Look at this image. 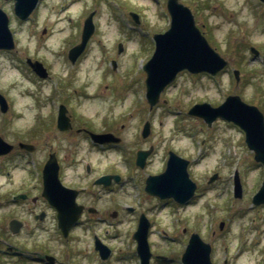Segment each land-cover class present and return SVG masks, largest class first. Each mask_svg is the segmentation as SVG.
<instances>
[{"label":"rangeland","instance_id":"374dc122","mask_svg":"<svg viewBox=\"0 0 264 264\" xmlns=\"http://www.w3.org/2000/svg\"><path fill=\"white\" fill-rule=\"evenodd\" d=\"M59 1L62 39L77 32L76 22L69 23L68 15L75 20L80 19L84 12L95 10L92 42L87 55L78 63H71L68 57L58 53L62 50V40L60 45H50L37 38L44 23H55L57 10L53 6L56 8ZM178 1L190 7L196 25L210 46L228 62L221 74L213 77L206 72L180 71L160 94L159 107L149 112L143 101V64L153 52L150 43L153 35L169 27L167 0H44L33 21L21 27L12 22L17 35L16 51L0 49V92L11 108L4 114L0 112V136L11 143H16L17 137L35 139L39 145L43 143L44 131L30 134L52 125V117L47 115L53 112L60 96H55L52 102L47 98L60 91L64 103L76 116L88 123L91 120L93 128L100 130L101 117L124 123L116 130L126 146L124 149L121 146L123 150L113 152L111 157L91 152L89 143L81 136L69 141L62 139L60 147L64 145L65 148L61 152L68 151L69 160L70 152L75 155L76 163L70 167L83 163L81 158L86 157L94 164L96 172L111 168L127 170V159L123 155L143 142L135 125L149 116L153 124V135L149 141L155 145L156 154L147 171L159 170L166 157L165 150L171 148L189 160L188 173L196 183L188 203L177 204L172 199L161 201L140 189V178L145 172L137 171V176L129 177L137 184L136 187L129 184L127 190L118 195L105 197L109 209L122 202L135 206L138 211H149L146 215L153 220L148 237L150 251L171 258L161 263L153 257L150 264H182L180 256L192 232L199 233L203 240L211 243L213 264H264V204L250 202L264 177L262 165L254 160L253 152L245 143L244 132L237 125L217 118L208 126L202 118L188 114L194 104L205 101L215 107L228 94H238L264 114V3L260 0ZM130 12L138 14V23L134 22ZM32 23L38 24L35 36L32 35ZM118 41L123 42L120 52ZM250 45L259 50L258 56L249 51ZM25 53L36 55L51 77L46 80L36 78L25 63ZM112 61L117 62L116 70L107 66ZM234 68L240 71L238 83L234 80ZM56 84L60 90L56 89ZM93 90L97 98L81 96L82 92ZM136 108L141 112H136ZM129 112L134 115L126 117ZM38 115L43 118H40L39 128L33 130ZM52 142L48 137V145ZM68 145L72 148L76 145L75 151ZM24 165L19 163L16 171L18 180L23 181L24 170L21 167ZM70 167L66 165V170ZM235 169L243 187L241 198H235L232 193ZM214 172L218 177L208 182ZM130 174L128 172V176ZM7 179L0 176V193L8 186ZM87 179V176L80 177L81 185ZM5 214L0 212V222H3ZM137 217L138 213L122 208L117 218L111 220L108 217L96 221L94 227L89 226V229L103 233L115 249L106 263H99L91 252L89 240L92 230L74 229L68 240L70 246L62 243L64 239L60 235V263L139 264L138 256H133L136 241L132 239ZM220 220L225 221V226L219 233ZM0 234L5 238L4 229L0 228ZM42 235L30 238L22 233L13 241H18L20 247H30L36 244V238L47 241V235ZM7 258L0 256V264H18Z\"/></svg>","mask_w":264,"mask_h":264},{"label":"flooded vegetation","instance_id":"af4514ba","mask_svg":"<svg viewBox=\"0 0 264 264\" xmlns=\"http://www.w3.org/2000/svg\"><path fill=\"white\" fill-rule=\"evenodd\" d=\"M14 2V0H0V8L3 9V11L8 17V25L10 28L9 30H11L14 41L15 43H17L16 29L13 27L12 22L15 21L19 25V27H21L26 23H30L31 20L33 21L35 17L40 13V7L42 6L44 0H39L35 8L32 9L31 13L25 19H21L15 14ZM59 6L60 1L56 8L55 6H53V9L57 10V19L55 20V23H44L42 28L40 29V32H37V38H39V40H43L46 43H50V45L55 43L57 45H60V40H62V50H59L58 53L68 57V52L70 48L80 43L81 41V23L80 21L77 23L78 32H76V34H72L68 38H60V30L63 31V29H60ZM67 20L69 21V23L76 22L70 15L67 16ZM31 25L33 29L32 35L35 36L36 30L38 29V24L32 23ZM92 38V35L87 38L84 47L81 50V53L78 55L75 63H78L83 58V56L87 55L90 43L92 42ZM16 49H14V51H16ZM24 55L25 57L30 56L33 59H37L36 55L33 56L31 54L28 55L26 53ZM111 67L116 70L117 64ZM31 72L35 75L36 78H39L32 70ZM55 96H60V99L57 101V104L54 105L53 112L47 115L49 117H52V119H50L51 121H53L52 125H48L47 127L41 128L30 134L37 135V133L41 130L44 131L43 137H41L43 139V143L41 142V144L39 145V143H37L35 139L24 140L20 139V137H17V140H15L16 143H11V149L6 153L0 154V176L4 175L6 179L8 178V181L6 182V185L8 186H6L3 193H0V212L6 213L5 217L2 219L3 222H0V228L4 229V232L6 233L5 238L0 237V256L6 259H8L7 257H9L11 261H13V263L16 262L18 264H61L59 252L60 235L62 231L60 229V218L57 212L59 209H56L51 204L48 198V192H51V196L57 194V197L60 198V192L55 193L56 189L58 191V189L60 188L58 184L54 185L53 187L51 186L50 188L47 187L46 191L47 189L48 191L44 193L45 184L43 182V169L48 159H55L54 163H56L57 166L56 171L59 181L65 187L72 189V191H76L75 200L77 204L81 205L82 207L78 220H76V223H74L69 228V235L62 242L63 244L70 246L68 240L71 236V232H73L74 229L82 227L86 231L92 230L89 229V226L94 227L96 221L100 222L106 220L108 217L111 218V220L117 218L122 208L126 209L128 212L138 213V217L141 213L146 215L149 211H138L137 209H135V206H131L129 204H122V202L120 203L118 201L116 207H114L113 209H109L106 207V201L108 200H106L105 197H107L108 195L110 196L111 194L118 195L120 192L125 191V189L127 190L129 184L130 186L135 185L134 182L129 179V177L134 178V176H137V171L145 172V174H143L140 178L141 184L139 183L140 189L145 193L144 185L146 178L148 176L161 173L165 168L169 153L171 151L175 152L171 148H167L165 150L166 157L165 160H163L161 168L159 170L147 171L150 166V163L152 162V159L154 158L153 156H155L156 154L155 145L149 141V139L153 135V124L150 120V117L148 116L147 119H143L142 122L137 123V125H135L138 126V134L141 137V140L143 141L142 145L134 147L135 149L128 150L127 153L123 155V157L125 156L124 158L127 159L125 161V163L127 164L126 168L129 167L127 170L111 168L103 170L101 172H96V167L93 163H91L90 159L86 157L81 158V160L83 161V163L79 164L81 166L75 165L74 167H70V165L76 163V159L74 157L75 155H71L70 152L69 160L68 151L64 153L61 152L62 150L64 151L65 148L64 145H61L60 147V142L62 141V139L67 138L69 141L72 139L75 140L76 137L81 136V138L83 137V140L85 139L89 143V146L91 148L88 149H92L91 152L100 153L103 156L107 154L110 155L109 157H111L113 152L123 150L126 146L125 142L123 141V138L118 135V132L116 130V128L120 129L122 126H124V123H117L115 120L111 122L108 117H101L102 125L100 127V130H98L92 127L93 125H91V120L88 123L86 120H83L82 117L76 116V113L72 109H70V106H67L64 103L65 101L61 97L62 95L60 91L59 93H57V95H53L52 97H48L47 99L52 102ZM81 96H83V98L85 99L90 98L89 92L86 91L82 92ZM119 99H124V97ZM143 100L145 102V99ZM146 104L147 103L145 102V105ZM60 105H64L67 110L66 114H64L68 119L65 124V129L60 128V126H58L57 110ZM159 105L160 103H156L154 106H148L147 108L150 112V110L159 107ZM135 110L136 112H141V110L138 108H136ZM132 115H134V113L129 112L126 117H132ZM41 117L43 118L42 115H38V117H36L35 120H37L38 122L34 125V128H32L33 130L39 128ZM105 120L109 122H106ZM77 121H80L81 123H78ZM146 125L147 132L146 134H143L144 127ZM91 133H110L113 137H119L120 139L119 141L107 140L102 141L101 143H95L93 142V140H91ZM48 137H51V140L53 141L52 143H49V145L47 143ZM20 143H29L32 144V146L31 148H27L20 145ZM75 146L76 145H74L73 148L71 146L70 147L75 151ZM121 146L123 147V149H121ZM40 151H42V153ZM138 152L144 153H142L143 156L139 159L140 161L137 160ZM22 162L25 164L24 167H21V169L24 170L23 181L16 179V171L17 169H19V163ZM65 164L70 167L68 170H66ZM128 172H131L132 174L128 176ZM108 175L111 176L105 178V181H98L101 177ZM112 175H118V177L114 178V176ZM85 176H87L88 179L85 181L84 184L81 185L80 177ZM25 178L26 180H24ZM127 194H129V192H127ZM150 197L159 199L161 201L166 200L154 195H150ZM117 199L119 198H116V200ZM148 219L150 221L151 227L153 224V220L150 216L148 217ZM214 231L215 230H213L212 234L215 233ZM90 232L91 240L89 241L91 246V252L94 255L95 260L99 261V263L109 261V259L115 252L114 247L111 246V244L107 241L103 233L96 232L93 230ZM104 232H108L107 228H105ZM22 233L27 234L30 238H34L36 236L43 237L42 234L45 233L47 235V241L43 240L42 238L39 239V241L36 238V244L34 246L31 245L30 247H28L27 245V247L25 248L20 247V245L18 244L19 242H14L13 240ZM96 238L100 239L101 242H103L109 247L110 254L105 260L101 259L99 251L95 249ZM9 239H11L12 241H10ZM68 246L67 249L69 248ZM135 254L136 253H134L133 256ZM153 257L158 261L161 260V263L163 262L162 260L166 258H168L169 260L171 259L167 255H159L155 253H152L151 259Z\"/></svg>","mask_w":264,"mask_h":264},{"label":"water","instance_id":"95a60500","mask_svg":"<svg viewBox=\"0 0 264 264\" xmlns=\"http://www.w3.org/2000/svg\"><path fill=\"white\" fill-rule=\"evenodd\" d=\"M37 1L15 0V14L21 19H25L35 7ZM167 9L171 17L169 21L170 26L164 32L154 34L155 49L150 59L144 64V70L146 71L145 95L150 105L158 101L160 92H162L165 85L175 78L176 72L187 69L193 73L206 71L210 74H216L227 63L210 46L207 39L196 27L193 15L188 6L178 0H167ZM2 10L0 9V49H13L15 44L12 32L9 30L8 17ZM92 15L93 12L86 16L84 20L81 43L73 46L69 50L68 57L71 61H75L83 49L87 38L93 32ZM132 16L137 21V16L134 14ZM119 50H121V47H119ZM250 50L255 55L259 53L253 46L250 47ZM26 63L39 76L46 77L48 75L47 69L38 59L32 60L27 57ZM233 70L235 80L238 81L239 70ZM7 102L4 95L0 93V112L7 111ZM65 110V106L61 105L59 113ZM188 112L189 114L202 117L208 125H211L216 118H222L224 121H231L238 125L244 131L247 147L253 152L255 161L262 164L264 171V115L255 104L245 102L238 94H229L218 106L213 107L208 102H201L194 104ZM66 120L59 116L61 128L66 127ZM146 132L147 125L144 127L143 134H146ZM91 135L97 141L118 140V138L112 137L111 134ZM20 145L27 148H31L32 146L31 144L25 143H21ZM10 149L11 145L0 136V154L8 152ZM142 153H137V160L143 156L144 153ZM53 160L50 158L44 167V182L46 188L53 187L59 182L57 179L56 165ZM187 164V159L171 151L165 171L147 178L146 191L162 198L172 197L178 203L186 202L194 194L196 188L195 182L192 181L187 171ZM217 176L218 174H213L209 181H213ZM239 181L238 172L235 171L232 192L235 197H240L242 194V186ZM57 192H60V198L57 197V194L51 196V192H48V197L59 209L60 227L63 230V235L66 236L67 229L76 221L81 208L76 206L74 202L75 190L72 191L60 185V189L58 191L56 189L55 193ZM251 202L255 204L264 203V178L258 190L253 194ZM223 225V221L219 222L220 228ZM148 227L149 221L147 217L141 214L138 227L133 235L134 239L137 240V253L140 257L141 264H149ZM96 247L101 250L103 245L97 240ZM101 255L102 257L106 256L105 253H101ZM180 257L183 264H212L210 260V244L204 242L196 232L189 235L186 248Z\"/></svg>","mask_w":264,"mask_h":264},{"label":"bare ground","instance_id":"6f19581e","mask_svg":"<svg viewBox=\"0 0 264 264\" xmlns=\"http://www.w3.org/2000/svg\"><path fill=\"white\" fill-rule=\"evenodd\" d=\"M98 75V73H96V76ZM93 99V98H92Z\"/></svg>","mask_w":264,"mask_h":264}]
</instances>
